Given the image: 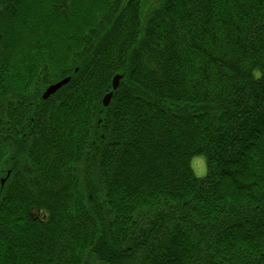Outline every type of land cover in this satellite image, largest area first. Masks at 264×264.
I'll return each mask as SVG.
<instances>
[{
	"label": "trees",
	"instance_id": "1",
	"mask_svg": "<svg viewBox=\"0 0 264 264\" xmlns=\"http://www.w3.org/2000/svg\"><path fill=\"white\" fill-rule=\"evenodd\" d=\"M141 6L0 0V264H264V0Z\"/></svg>",
	"mask_w": 264,
	"mask_h": 264
},
{
	"label": "rangeland",
	"instance_id": "2",
	"mask_svg": "<svg viewBox=\"0 0 264 264\" xmlns=\"http://www.w3.org/2000/svg\"><path fill=\"white\" fill-rule=\"evenodd\" d=\"M125 2L127 0H124ZM164 0H142L141 18L143 23L147 21L152 11L159 7ZM191 168L198 178H203L207 175V164L204 156H194L190 160Z\"/></svg>",
	"mask_w": 264,
	"mask_h": 264
},
{
	"label": "water",
	"instance_id": "3",
	"mask_svg": "<svg viewBox=\"0 0 264 264\" xmlns=\"http://www.w3.org/2000/svg\"><path fill=\"white\" fill-rule=\"evenodd\" d=\"M122 76H116L114 78V82H113V89L116 90L119 86L120 80H121ZM70 80V78L63 80L62 82L57 83L56 85L51 86L48 91L45 94V98L48 97L49 95L55 93L58 89H60L62 86H64L66 83H68ZM112 97V93L108 94L105 99H104V105L108 106L110 103Z\"/></svg>",
	"mask_w": 264,
	"mask_h": 264
}]
</instances>
